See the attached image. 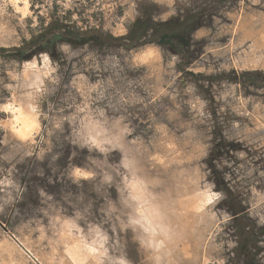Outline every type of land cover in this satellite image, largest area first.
I'll return each instance as SVG.
<instances>
[{"label":"rangeland","instance_id":"rangeland-1","mask_svg":"<svg viewBox=\"0 0 264 264\" xmlns=\"http://www.w3.org/2000/svg\"><path fill=\"white\" fill-rule=\"evenodd\" d=\"M216 1L28 0L25 14L17 11L22 0H0V49L21 46L56 18L119 37L144 2L159 6L154 20H165L181 6ZM213 14L210 27L193 35L198 44L185 71L264 75V65L244 66L251 41H240L237 32L242 21L264 16V0H230ZM142 48L61 43L59 61L45 53L25 61L0 53V101L11 93L41 113L34 142L0 131V264H72L67 250L73 247L87 256L81 264H243L241 258L233 263L232 217L219 208L225 196L208 181L204 160L215 116L225 138L246 149L236 154V166L224 162L225 179L245 198L248 221L264 228V141L257 135L264 122L255 114L264 106V89L221 82L206 91L205 82H191L176 69V56L156 47L157 58L143 62L137 59ZM76 168L86 178L74 176ZM206 191L219 195L194 219L178 216L180 201L206 200ZM183 243L192 257L179 253ZM257 248V264H264V241Z\"/></svg>","mask_w":264,"mask_h":264},{"label":"trees","instance_id":"trees-1","mask_svg":"<svg viewBox=\"0 0 264 264\" xmlns=\"http://www.w3.org/2000/svg\"><path fill=\"white\" fill-rule=\"evenodd\" d=\"M227 1L230 0H217L212 6H200L193 9L181 6V11L165 20H154L158 16L159 6L144 2L139 8L138 15L127 27L126 33L119 37L103 34L96 29L80 30L75 28L73 23L69 24L56 18L50 20L36 36L31 37L21 46L7 50L0 49V53H8L9 58L17 61H25L45 53L49 55L51 60L59 61L60 55L57 46L61 43L69 44L72 47L107 45L110 48L117 47L125 51L153 45L163 53L176 56L178 59L176 69L191 82H205L204 90L206 91L211 90L213 86L219 88L221 82L238 84L242 88L264 89V75L258 71L239 74L230 71L209 76L185 71L192 59L191 54L198 44L193 39L194 33L202 28H209L214 15L213 10ZM206 91L203 93H208ZM205 98L209 102V108L212 109L214 104L212 97L206 94ZM223 119L225 122L232 120L229 116H224ZM223 129L222 123L214 116V125L211 131L212 146L204 160L208 172V181L213 184L216 192L224 194L225 197L219 203V208L225 207L232 217L231 226L235 229L234 235L237 236L233 263L241 258L243 264H257L256 256L261 251L257 248V243L264 241V238L261 239L264 236V228H256L248 221L247 209L243 205L245 198L241 191H233L225 179V173L230 169L224 165V162H231L233 166H236L238 164L236 154L246 149L243 144L235 142V140H227L222 133Z\"/></svg>","mask_w":264,"mask_h":264},{"label":"bare ground","instance_id":"bare-ground-1","mask_svg":"<svg viewBox=\"0 0 264 264\" xmlns=\"http://www.w3.org/2000/svg\"><path fill=\"white\" fill-rule=\"evenodd\" d=\"M15 1H17V0H15ZM22 5V4H21ZM23 8V7H22ZM20 9V8H19ZM23 13V12H22ZM239 22V21H238ZM238 26V29H237V32H238V35H239V38L241 39L240 41H245V40H250L251 41V50H250V52H248L249 54H248V56L247 57H250V58H247L246 60H245V62L243 63L244 64V66H249V67H252V68H254L255 69V67H260L261 65L263 66L264 65V58L262 57H255L256 56V53L257 52H260V53H262V52H264V16L263 17H261V18H258L257 20H252V21H249V20H244V21H242L241 23H239V25H237ZM117 33L118 34H122L123 32H124V30H123V27H122V25H118L117 27ZM235 31H236V27H235ZM234 31V32H235ZM237 35V36H238ZM237 38V37H236ZM239 43V42H238ZM244 43V42H243ZM250 47V46H249ZM143 50H140L139 52L140 53H138V55H137V57L139 56V55H142L145 51H148V50H151L152 52H153V55L151 56V57H149L148 59H146V60H140V61H147V60H150V59H153V58H157V56H158V53H157V48L155 47V46H152V45H148V46H145V48H142ZM248 51V50H247ZM259 53V54H260ZM246 54V53H245ZM263 54V53H262ZM264 55V54H263ZM244 58V57H243ZM240 65V64H239ZM28 66H30V65H28ZM261 66V67H262ZM248 67V68H249ZM263 68V67H262ZM245 69V68H244ZM25 75V74H24ZM13 96H15V95H13ZM36 137V136H35ZM35 137H34V139H35ZM87 174V173H86ZM196 195H197V193H195ZM201 194V193H200ZM190 195V194H189ZM199 195V194H198ZM204 195V194H203ZM204 197V196H203ZM183 198V197H182ZM178 199H181V197L180 198H178ZM182 200V199H181ZM205 198L203 199V198H201V196L200 197H198V196H192V197H188L187 196V198L185 197L182 201H180L179 202V204L178 205H180V208H179V206H177L178 207V209H179V215L178 216H182V218H184V219H186V217L189 219L190 217V219H192L197 213H198V211L200 212V209L203 207V205L205 204ZM176 202H178V200L176 201ZM177 204V203H176ZM175 206V207H176ZM182 207V208H181ZM158 209L159 208H157V211H158ZM152 210V209H151ZM153 210H154V208H153ZM161 210V209H160ZM155 211V210H154ZM175 211V210H174ZM156 212V211H155ZM161 212V211H160ZM159 212V213H160ZM177 212V211H176ZM177 212V213H178ZM202 212V211H201ZM150 213V212H149ZM174 213V212H173ZM157 214V213H156ZM191 215H193V217L191 216ZM172 216V215H171ZM170 216V217H171ZM174 216V215H173ZM177 216V217H178ZM200 216V215H199ZM160 217V216H159ZM198 217V216H197ZM169 218V217H168ZM176 218V217H175ZM161 219V218H160ZM173 219V218H172ZM194 219V218H193ZM177 221H178V223H179V219H176ZM183 220V219H182ZM187 220V219H186ZM154 221V220H153ZM162 222V221H161ZM160 222V223H161ZM176 222V221H175ZM183 221H180V224L182 223ZM157 223V222H156ZM171 223V222H170ZM177 223V222H176ZM177 223V224H178ZM186 223V222H185ZM184 222L181 224V225H183V224H185ZM192 224H193V222H191ZM191 223H189V226H190V224ZM155 224V223H154ZM172 225H173V222L171 223ZM191 224V225H192ZM174 225L175 226H177L175 223H174ZM174 225H173V227H174ZM194 225V224H193ZM154 226V225H153ZM157 225H155V227H156ZM171 226V225H170ZM180 226V225H179ZM164 227V226H163ZM181 227V226H180ZM192 227V226H191ZM165 229V233H171V228H169V229H166V227H164ZM179 228V227H178ZM182 228H184V227H182ZM190 228V227H189ZM158 229V228H157ZM156 229V230H157ZM181 228H179V233H180V231L181 232H183L182 230H180ZM186 229V228H185ZM154 230V229H153ZM161 230H162V228H161ZM160 230V231H161ZM164 230H162V231H164ZM173 230V229H172ZM155 231V230H154ZM174 231H177V229H175ZM185 231H187V230H185ZM157 232H158V230H157ZM155 233V232H154ZM160 233H162V232H160ZM164 233V232H163ZM162 233V234H163ZM185 233V232H184ZM187 233V232H186ZM189 233V232H188ZM162 234H158L159 236V238H160V236L162 237V236H164V235H162ZM173 234V233H172ZM172 234H171V236H172ZM177 234V233H176ZM175 234V235H176ZM181 234H183V233H181ZM156 235H157V233H156ZM175 235H174V238H173V240L174 239H176V238H178V237H175ZM185 235L186 234H184V237H185ZM170 235L168 234V237H169ZM155 237V236H154ZM183 237V236H182ZM170 238V237H169ZM190 238V237H189ZM167 239V238H166ZM180 239H182V238H180ZM159 241V240H158ZM169 241H172V238H171V240H169ZM183 241H185V238H183ZM182 241V242H183ZM190 241H191V238H190ZM157 242V241H156ZM162 242V243H161ZM165 242V240H160V244H163ZM167 242V241H166ZM181 242V243H182ZM188 242V241H187ZM184 243H186V241L184 242ZM181 244V247H179L180 248V251H179V253L181 252V254H182V256L183 257H188L189 255H190V251H189V247H188V245L187 244ZM189 243V242H188ZM169 244V243H168ZM172 244V243H171ZM164 245H166V243H164L162 246H164ZM179 245H180V243H179ZM191 245V244H190ZM160 246V245H159ZM167 246V245H166ZM170 246V245H169ZM178 246V245H177ZM152 247V246H151ZM154 249H155V247H153ZM165 248H168V247H165ZM165 248H163L162 247V249H164V251L165 252H167V250H168V252H170V250H169V248L167 249V250H165ZM170 248H172V246L170 247ZM176 248V247H175ZM178 248V247H177ZM193 248V247H192ZM157 249H159V248H157L156 247V251H157ZM178 250V249H177ZM192 250V249H191ZM159 251H161V250H159ZM173 250H171V252H172ZM196 251V250H195ZM194 251V252H195ZM162 252V251H161ZM193 252V251H192ZM175 254H176V252H174ZM167 254V253H166ZM172 254H173V252H172ZM171 253H170V255H172ZM175 254H174V256H175ZM67 255H68V258H69V260H70V262L72 263V264H77V260L76 259H74V258H78L79 260H80V262L82 263L83 261H84V259H85V257H87L86 256V254L84 255V254H82L78 249H76V247H73V249L71 248V249H69V250H67ZM180 255V254H179ZM192 255V254H191ZM190 255V256H191ZM161 256V255H160ZM168 256V254L166 255V257ZM181 256V257H182ZM193 256V255H192ZM191 256V257H192ZM180 257V256H179ZM168 258H169V256H168ZM184 258V259H185ZM204 258V257H203ZM162 259V258H161ZM163 259H164V257H163ZM173 259V258H172ZM180 259H183V258H180ZM188 260H189V258H187ZM160 260V259H159ZM169 261L171 262V260L169 259ZM173 261V260H172ZM176 262V261H175ZM193 262V261H192ZM191 262V263H192ZM202 262V261H201ZM190 264V263H189ZM204 264H205V262H204Z\"/></svg>","mask_w":264,"mask_h":264},{"label":"clouds","instance_id":"clouds-1","mask_svg":"<svg viewBox=\"0 0 264 264\" xmlns=\"http://www.w3.org/2000/svg\"><path fill=\"white\" fill-rule=\"evenodd\" d=\"M23 8L17 9L25 14L28 13L29 3L28 0H22ZM153 55L151 50L145 51L139 55L137 59L146 60ZM47 59V57H45ZM35 67V65H32ZM30 99V97H29ZM0 131H7L11 136L21 142H34V137L41 132L40 110L33 103H22L11 93L7 98L0 101ZM94 142V141H93ZM74 176L86 178V173L81 169L76 168L73 172ZM207 202L215 200L218 193L206 191L204 193ZM77 264H81L78 258Z\"/></svg>","mask_w":264,"mask_h":264},{"label":"crops","instance_id":"crops-1","mask_svg":"<svg viewBox=\"0 0 264 264\" xmlns=\"http://www.w3.org/2000/svg\"><path fill=\"white\" fill-rule=\"evenodd\" d=\"M40 79V78H39ZM257 110L255 112L256 115H258V119L256 120H260L261 122H264V106L261 107H256ZM257 135L259 137V141H264V126L262 125V127H260V130L257 131Z\"/></svg>","mask_w":264,"mask_h":264}]
</instances>
